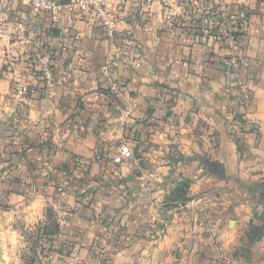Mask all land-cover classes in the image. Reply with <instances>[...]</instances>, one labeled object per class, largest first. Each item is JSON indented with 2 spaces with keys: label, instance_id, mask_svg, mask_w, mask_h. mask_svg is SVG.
<instances>
[{
  "label": "crops",
  "instance_id": "obj_1",
  "mask_svg": "<svg viewBox=\"0 0 264 264\" xmlns=\"http://www.w3.org/2000/svg\"><path fill=\"white\" fill-rule=\"evenodd\" d=\"M208 1L250 13L234 52L244 61L246 106L218 64L228 51L168 30L160 6L112 0L132 40L117 25L110 43L93 13H65L54 25L12 3L0 37V211L8 218L0 264H24L16 216L47 240L38 264H100L97 245L108 249L103 264H264V0ZM37 42L45 55H63L58 77L70 73V81L47 87L31 59ZM125 44L113 98L101 70ZM19 82L30 89L23 103L13 92ZM126 139L135 161L115 164ZM64 172L75 186L62 193ZM184 182L186 201H173ZM48 211L56 234H43Z\"/></svg>",
  "mask_w": 264,
  "mask_h": 264
},
{
  "label": "built area",
  "instance_id": "obj_2",
  "mask_svg": "<svg viewBox=\"0 0 264 264\" xmlns=\"http://www.w3.org/2000/svg\"><path fill=\"white\" fill-rule=\"evenodd\" d=\"M18 2L28 6L31 10L44 17L52 19L54 25H59L65 13L70 15L93 13L103 24L108 42H113L118 35L117 25L124 27L119 33L126 42L131 43V38L127 36L129 32V21L120 14L110 9L112 0H0V36L5 34L6 23L4 15L12 12V3ZM136 5L160 6L165 12V26L170 31L180 28L191 37H197L208 43L220 44L228 55L218 60L219 66L228 72L235 80L239 90L238 99L246 106L250 101V90L242 76L244 61L234 54L241 45L243 36L250 27L252 19L248 10L234 7H216L208 0H130ZM140 10L135 9L127 16L133 21L139 18ZM128 44L118 49L102 67L101 73L105 83L115 95L119 92L115 76V68L119 62L123 61L128 50ZM42 44L37 42L31 59L33 65L42 72V77L47 87H52L59 79L61 82L71 80V74L66 73L62 77H57L52 72V56L44 55L41 51ZM71 69V65L68 66ZM70 72V70H69ZM14 97L19 103H23L30 94V89L22 83L14 86ZM249 122L243 124V128H248ZM241 128L240 124H233V129ZM135 161L134 149L129 140H124L120 147L115 164H122L125 161ZM74 176L64 172L58 190L62 193L69 191L74 182ZM110 241L115 240V232L106 226ZM44 248H48L47 240L43 243ZM97 245L96 252L100 260L104 263L107 258V247ZM231 263V262H230ZM228 262V264H230Z\"/></svg>",
  "mask_w": 264,
  "mask_h": 264
},
{
  "label": "rangeland",
  "instance_id": "obj_3",
  "mask_svg": "<svg viewBox=\"0 0 264 264\" xmlns=\"http://www.w3.org/2000/svg\"><path fill=\"white\" fill-rule=\"evenodd\" d=\"M2 35H4V33L1 34V36ZM236 124H239V123L236 122ZM7 221H8V218L4 216L3 213H1L0 211V226L4 225V223ZM15 221H16L17 226L22 227L23 238L28 243V246L26 245V247L21 248L20 252H18L17 255L22 256L24 260V264H26V260L29 261L31 260V258L35 259V262H34L35 264L42 262L46 258L45 255L46 256L48 255L49 250L48 248L46 250V248H44L43 244L41 243L42 234L39 230V227L38 226L34 227L32 225H29V228H28V225L25 224V222L22 223V220H19V217L17 216H16ZM14 235L15 233H11L12 238L14 237ZM2 236H3V232L0 231V241H1ZM3 251L4 249L0 247V256L3 255ZM97 256H98V260L100 261V264H103V262L99 258V255Z\"/></svg>",
  "mask_w": 264,
  "mask_h": 264
},
{
  "label": "trees",
  "instance_id": "obj_4",
  "mask_svg": "<svg viewBox=\"0 0 264 264\" xmlns=\"http://www.w3.org/2000/svg\"><path fill=\"white\" fill-rule=\"evenodd\" d=\"M6 16L7 14L4 15V19H6ZM42 51V50H41ZM43 53V52H42ZM44 54V53H43ZM45 55V54H44ZM60 59L61 61V69L65 67V59L63 58V55H56L55 53L53 54L52 56V72L54 73L55 76H59V72L57 70V65H56V62H57V59ZM40 73V72H39ZM40 75V78H42V73L39 74ZM106 94L110 97H113L116 96L114 93L111 92V90L108 88L106 89ZM47 145V143H45ZM75 181V180H74ZM59 184H61V181L59 182ZM75 186V182H73V185H72V188H74ZM187 188H188V182H184L183 184H181L174 192H173V201L175 202H185L186 201V191H187ZM48 220L50 222V226L48 228L45 229V231L43 232L44 235H52V234H56L58 233L59 231V227L58 225L56 224V221H55V216L53 214L52 211H48ZM40 230V229H39ZM41 232V230H40ZM46 257V255H45ZM35 259L31 258V260H26V264H35Z\"/></svg>",
  "mask_w": 264,
  "mask_h": 264
},
{
  "label": "water",
  "instance_id": "obj_5",
  "mask_svg": "<svg viewBox=\"0 0 264 264\" xmlns=\"http://www.w3.org/2000/svg\"><path fill=\"white\" fill-rule=\"evenodd\" d=\"M211 165V167H214V168H216V169H223V166L222 165H218L217 163H211L210 164Z\"/></svg>",
  "mask_w": 264,
  "mask_h": 264
}]
</instances>
